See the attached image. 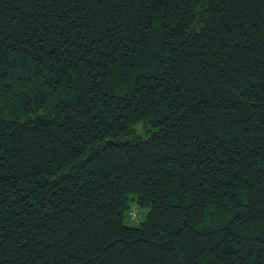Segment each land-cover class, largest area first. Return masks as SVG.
Segmentation results:
<instances>
[{
    "label": "trees",
    "instance_id": "16d2710c",
    "mask_svg": "<svg viewBox=\"0 0 264 264\" xmlns=\"http://www.w3.org/2000/svg\"><path fill=\"white\" fill-rule=\"evenodd\" d=\"M0 264H264V0H0Z\"/></svg>",
    "mask_w": 264,
    "mask_h": 264
},
{
    "label": "rangeland",
    "instance_id": "374dc122",
    "mask_svg": "<svg viewBox=\"0 0 264 264\" xmlns=\"http://www.w3.org/2000/svg\"><path fill=\"white\" fill-rule=\"evenodd\" d=\"M145 212V211H144ZM146 213V212H145ZM143 211H140L134 203L131 204L130 221H127V225L131 227H138L143 222Z\"/></svg>",
    "mask_w": 264,
    "mask_h": 264
}]
</instances>
